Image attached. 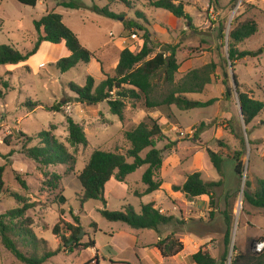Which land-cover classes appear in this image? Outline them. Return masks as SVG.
Masks as SVG:
<instances>
[{
	"label": "rangeland",
	"instance_id": "rangeland-1",
	"mask_svg": "<svg viewBox=\"0 0 264 264\" xmlns=\"http://www.w3.org/2000/svg\"><path fill=\"white\" fill-rule=\"evenodd\" d=\"M69 1L77 7L61 5ZM129 1L128 5L120 0H40L36 6H30L18 0H0V46L6 44L21 52L29 51L38 37L35 20L48 12H57L82 44L95 53L90 63L80 62L75 68L61 72L54 63L61 58L63 50L45 43L43 50L26 62L0 65V166L5 167L0 214L20 206L12 197L14 192L33 203L26 216L34 219V232L47 242H39L37 252L42 254L45 248L55 251L61 247L60 252L44 264H191L189 254L197 251L199 246L190 238H201L203 245L209 247L219 260L224 250L229 215L233 222L226 264H231L236 255L252 253L255 243L264 241V208L252 206L244 196V190L254 193L258 180L264 179V110L251 123L245 124L232 80L235 73L241 91L264 101V0H217L219 7L214 0H178L189 14L190 22L171 12L169 17L155 14L156 10L163 9L152 7V0ZM102 8L120 16L112 18L98 10ZM137 12L150 17L152 23L170 28V45L176 47L180 63L177 82L193 69L211 71L212 80L204 90L188 96L201 101L215 99L213 104L191 110L173 105L176 120L172 122L160 111L150 113L143 100L126 99L122 119L111 112L106 101L88 105L75 100L76 94L69 88L70 83L83 86L92 75L98 85L106 74L115 75L117 61L112 48L116 43L112 40L122 37L117 39L116 47H120L133 32L143 36L135 26L124 31L125 22L130 20L128 16L142 20L141 25L145 28L146 21ZM233 20L236 24L253 20L258 25L253 36L237 45L240 51H258V54L238 60L234 67L227 52ZM131 21L135 22L134 19ZM133 41L137 46L130 45V49L137 52L142 46L138 40ZM154 42L156 53L162 49V44ZM160 79L161 76L155 79L158 97L168 91L163 75ZM59 103L63 104L61 111L53 108ZM148 115L159 119L166 137L157 144L164 157L157 176L163 180L162 188L151 194L138 195L146 188L142 177L148 166L143 165L123 182L111 179L105 188L106 208L119 211L131 205L140 212L143 204L153 201L161 212L175 216L172 223L160 226L159 230L133 228L122 221L108 220L101 213L105 204L100 200L81 203L83 190L77 178L97 149L126 154L131 144L126 140L125 132ZM67 116L82 125L88 138L87 145H70ZM42 130H51L77 158L74 171L67 165L47 168L50 175H61L56 188L47 182L50 175L46 176L43 169L22 152L24 138L19 132L35 135ZM6 139L10 140L9 145L5 143ZM169 141L174 145L165 149ZM37 142L33 141L30 146ZM208 150L223 156V177L211 163ZM146 153L147 150L142 155ZM239 154L244 163L242 175L235 170ZM14 171L27 181L28 189L21 187ZM197 171L206 181H222L213 200L208 195L189 197L174 189L186 181L188 174ZM61 196L66 198L64 203H61ZM57 223L60 234L67 238L70 236L69 224L81 227L77 232L78 240L62 243L61 235L53 233ZM172 233L183 242L184 249L175 256L161 257L154 244L159 241V236L164 239ZM92 240L95 246L87 247ZM75 242L80 246L71 250ZM18 244L23 252H33L20 240ZM0 264H23L3 245L1 237Z\"/></svg>",
	"mask_w": 264,
	"mask_h": 264
},
{
	"label": "trees",
	"instance_id": "trees-1",
	"mask_svg": "<svg viewBox=\"0 0 264 264\" xmlns=\"http://www.w3.org/2000/svg\"><path fill=\"white\" fill-rule=\"evenodd\" d=\"M20 3L36 6L40 0H18ZM124 4H130L129 0H120ZM216 6L219 7L217 0ZM61 5L68 8H76L77 4L69 1L62 2ZM151 6L161 8L171 12L178 18H185L190 22L189 14L185 11L184 5L178 0H152ZM100 12L112 17L118 18L115 12L108 8L98 9ZM138 15L144 16V13L137 12ZM38 34L36 42L32 49L27 52H21L11 45L0 46V65L6 66L9 64H19L28 61L40 49L43 42L52 44H60L63 41L67 49L71 52L69 56L59 58L54 65L61 71L67 72L80 62L90 63L95 58V53L86 48L80 41L78 35L68 27L63 16L57 12H48L34 22ZM136 27L143 32V45L139 51L135 52L130 49V43L120 52L119 62L115 68V75H107L98 85H95V79L89 75L86 83L83 86L77 83H70L69 88L76 94L75 100L88 105H96L102 102H107L111 112L123 118L125 108V100H143L147 110L152 112L160 111L167 120L175 121L176 116L172 109L176 105L182 110H191L195 108H205L213 104L215 99L201 101L190 98V93H200L205 86L212 80L211 71L205 69H193L189 71L180 81H176V74L180 69V63L176 57V47L168 44H163L162 49L155 53V42L149 30L142 27L138 23H132L131 20L125 22L126 29ZM232 29L229 34L230 42L228 44V60L231 66L234 67L236 62L246 56L258 54V51H240L238 44L253 36L258 25L253 20H247L236 24L233 20L231 23ZM130 39L131 36H129ZM226 35H223L225 38ZM168 86V91L161 97L156 96L157 84L155 79L160 78ZM235 80L237 94L243 114L245 124L251 123L264 110V101L255 99L249 93L240 90V83L237 75H232ZM225 82H227L225 80ZM7 86L8 84L5 83ZM171 86V89H170ZM230 88L227 93L230 94ZM62 103L55 104L53 108L61 111ZM69 137L68 141L71 146L87 145L88 138L81 124L76 122L73 117L67 116ZM204 125V123H202ZM20 136L24 138L22 152L26 157L34 160L38 166L43 169L44 174L49 176L47 171L49 166L67 165L70 170L74 171L77 164L76 156L70 152L68 146L59 140L51 130H42L35 135H28L22 131ZM126 140L131 144L130 149L126 154L95 150L87 164L79 172L77 178L82 186L81 203L90 199L100 200L105 204V209L101 210L102 215L111 221H122L133 228H151L159 230L162 225H167L175 220V216L167 215L155 207L154 202L143 204L141 211L137 212L133 206L128 205L124 210L109 211L106 208L107 199L105 196L106 185L115 178L117 181L123 182L126 177L135 172L143 165H147V169L143 174L142 181L146 185L143 193H138L139 196L151 194L160 190L163 185L162 179H157V176L163 165V150L157 147L159 142L166 138L163 133L162 125L158 118L148 115L136 127L125 132ZM38 140L35 145L30 144ZM5 143L10 144V140L6 139ZM174 143L170 141L165 145V149L172 148ZM147 150L145 156L142 153ZM209 157L213 166L223 177V162L224 158L221 154L208 150ZM132 159L133 161H128ZM238 163L236 164V173L242 175L244 173V163L242 162V154L237 156ZM4 166H0V194L4 192ZM15 172V178L23 189H28L27 181L20 173ZM61 175L51 173L49 182L50 187L56 188L57 182ZM220 181H206L203 179L201 172H193L187 175L186 181L181 186H175L174 189L181 191L189 197H198L208 195L213 200L214 192ZM250 186V182H247ZM245 200L252 206L264 208V179L258 180V187L254 193L249 190H244ZM20 206L8 210L6 213L0 214V237L3 245L13 253L23 264H44L46 261L54 257L60 252L61 247L55 251L47 248L42 254H39V242L47 244L45 239H41L34 232L32 226L34 219L26 216V212L34 205L27 198L17 192L12 193ZM66 198L61 196V203H64ZM227 231L224 235L223 245L224 250L220 259L212 255L211 250L207 246H202L197 252L190 256V261L195 264H226L229 256V247L231 244L232 234V218L227 215ZM14 220H17L16 222ZM81 227L68 225L70 232L69 238L60 234V224L57 223L53 228V233L61 235L62 243L66 240H78L77 232ZM13 235L15 238H13ZM30 246L32 253H25L21 250L18 244ZM47 246V245H46ZM80 246L75 242L71 250ZM94 247L95 241L92 240L87 244V247ZM162 257H170L179 254L184 249V244L179 239L175 238V233L160 239L154 244ZM36 251V252H35ZM231 264H264V250L262 252L241 253L236 255Z\"/></svg>",
	"mask_w": 264,
	"mask_h": 264
},
{
	"label": "crops",
	"instance_id": "crops-1",
	"mask_svg": "<svg viewBox=\"0 0 264 264\" xmlns=\"http://www.w3.org/2000/svg\"><path fill=\"white\" fill-rule=\"evenodd\" d=\"M139 3V2H138ZM159 9V8H158ZM155 14H157V15H160V16H165V17H169L170 16V12L169 11H167V10H165V9H163V10H156L155 11ZM146 16H148V15H146ZM128 18H130V20L131 19H134L135 20V22L134 23H138L139 25H141V22H142V20H138V18H135V17H129L128 16ZM149 18L150 17H145V15H144V17L142 16V19H144V21H146V25H145V28L146 29H148L149 30V33L152 35V38L154 39V40H156V41H158L159 43H161L162 45L163 44H168V43H170V28H167V27H164V26H162V25H158V24H156V23H152V22H150V20H149ZM139 19H141V18H139ZM129 31V29H124V31ZM140 31V30H139ZM134 33V32H133ZM140 33H142L143 34V32H141L140 31ZM132 34V33H131ZM131 34L130 35H128L127 36V39H126V41L124 42V45H122L123 44V42L120 44V47H116V44H119V41H117V39H119V40H121L122 39V37H119V38H117V39H114V40H112V42L113 43H116L115 45H113V51H114V54L116 55V61H117V64H118V62H119V55H120V52L126 47V44L129 42L130 44H131V46L132 45H134L135 44V42L133 41V39H135V38H132V39H130V37L129 36H131ZM138 37L140 38V44H141V46L143 45V39H142V37H140L139 35H138ZM124 39V38H123ZM136 40V39H135ZM133 41V42H132ZM45 43H47L48 45H50L51 47H55V48H57L58 47V49H62L63 50V53H61V57L62 56H64V57H66V56H69L70 54H71V52L67 49V47H66V45H65V42L63 41L62 43H60V44H52V43H48V42H43L42 43V45H41V47H40V49H39V51L40 50H43V48H44V46L46 45ZM52 44V45H51ZM119 46V45H118ZM130 46V47H131ZM38 51V52H39ZM37 52V53H38ZM36 53V54H37ZM35 54V55H36ZM47 58H48V56H47ZM46 58V59H47ZM93 60H94V58H93ZM146 189V188H145ZM153 202V201H152ZM161 239V237L159 236L158 237V240H160ZM189 240H191V241H194L198 246H199V249H200V245H202V246H204L203 245V240H201V238H196V239H189ZM198 240V241H197ZM201 246V247H202ZM198 249V250H199ZM210 249V248H209ZM197 250V251H198ZM196 250L195 251H192L189 255L191 256L192 254H194L195 252H197ZM212 255L215 257V258H217L216 257V255L212 252ZM162 257V256H161ZM191 264H195L194 262H190Z\"/></svg>",
	"mask_w": 264,
	"mask_h": 264
},
{
	"label": "built area",
	"instance_id": "built-area-1",
	"mask_svg": "<svg viewBox=\"0 0 264 264\" xmlns=\"http://www.w3.org/2000/svg\"><path fill=\"white\" fill-rule=\"evenodd\" d=\"M131 38H135L136 40L140 41V38L138 37L137 33H132ZM134 45H135V47L137 46L136 43ZM263 250H264V241H259V242L255 243L253 251L262 252Z\"/></svg>",
	"mask_w": 264,
	"mask_h": 264
},
{
	"label": "water",
	"instance_id": "water-1",
	"mask_svg": "<svg viewBox=\"0 0 264 264\" xmlns=\"http://www.w3.org/2000/svg\"><path fill=\"white\" fill-rule=\"evenodd\" d=\"M232 80H233V83H234V85H235L234 77H232ZM240 113H241V116L243 117L242 110H241V106H240Z\"/></svg>",
	"mask_w": 264,
	"mask_h": 264
}]
</instances>
